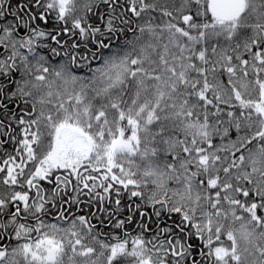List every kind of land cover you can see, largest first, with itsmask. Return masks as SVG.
Segmentation results:
<instances>
[{
  "label": "snow or ice",
  "instance_id": "6c2138e0",
  "mask_svg": "<svg viewBox=\"0 0 264 264\" xmlns=\"http://www.w3.org/2000/svg\"><path fill=\"white\" fill-rule=\"evenodd\" d=\"M0 264H264V0H0Z\"/></svg>",
  "mask_w": 264,
  "mask_h": 264
}]
</instances>
